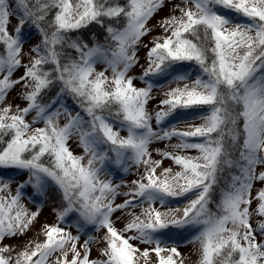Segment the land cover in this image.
<instances>
[{"label":"snow or ice","instance_id":"snow-or-ice-1","mask_svg":"<svg viewBox=\"0 0 264 264\" xmlns=\"http://www.w3.org/2000/svg\"><path fill=\"white\" fill-rule=\"evenodd\" d=\"M181 3L149 47L143 38L164 0H0V169L27 174L15 190L14 177L0 176V264H185L181 242L198 245V264H264V0ZM92 24L105 29L106 44L73 38ZM26 28L40 35L27 54ZM137 66L142 87L131 75ZM17 86L26 106L14 108L5 100ZM166 86L150 111L154 90ZM173 139L155 159L151 146ZM108 164L142 171L115 184ZM53 189L57 220L75 214L78 234L46 224L43 241L4 245L39 216L25 195L35 201ZM84 224L104 230L98 258L95 237L80 244Z\"/></svg>","mask_w":264,"mask_h":264},{"label":"rangeland","instance_id":"rangeland-1","mask_svg":"<svg viewBox=\"0 0 264 264\" xmlns=\"http://www.w3.org/2000/svg\"><path fill=\"white\" fill-rule=\"evenodd\" d=\"M176 5L183 6L181 3V0H164L163 6L158 10L156 14L151 18L149 21V27H154V31L143 38V44H148L149 47H151L150 41L153 39V37L163 35V29L158 26V23L162 21L164 18L169 17L171 15H179L178 11H173V9L176 7ZM221 11H223L221 9ZM231 18L235 20L236 22H247L246 18L234 14H230ZM13 24L16 23L15 20L12 21ZM27 37H28V28L25 29ZM34 46V43L30 37H28L27 43L24 46V51L27 54L28 50ZM146 52L147 49L144 47H140L139 49V64L146 67ZM27 60V56L25 57V62ZM97 70H102L104 68L103 64H97L96 65ZM187 70L191 73L198 74L194 69L193 65H186L185 66ZM24 72L23 68H20L15 74L13 78H17L21 76ZM142 68L140 66H137L134 68L131 72V75L136 77L135 84L138 87L144 86L143 83L140 81L139 77L141 75ZM193 78H195L193 76ZM174 86V85H173ZM167 90V86L165 88H156L153 92V95L157 97V99H154L150 104H149V110H153L156 108V105L158 103V99L162 98V94L164 91ZM22 89L17 86L14 89L10 90L7 94L5 103L12 104L13 107L19 105L20 107L26 106V102L20 98V93ZM73 114H75V111L71 109ZM34 115V113L32 114ZM29 120L32 119V116L30 115L28 117ZM65 122L64 118L61 117V123ZM198 122V121H197ZM36 127L42 126V124H37L35 125ZM153 126L155 127V121H153ZM183 127V125H181ZM126 131H122L121 135H126ZM177 141L173 139L172 141H163V142H158L154 143L150 150L153 151V157L155 159H160L158 155L155 153V149H161V150H166V145L169 143H176ZM70 146L73 149V151L76 154H82V149L78 146V141L74 137L72 141H70ZM191 155H196L197 153L191 152ZM163 167H172L174 170L176 169V166L173 164V162L169 159H165L163 161ZM142 169H137L135 166L129 167V170L127 172L123 171L122 168H118L112 164H108L106 167V172L108 173V178L112 179L113 183L115 184H123L127 185L129 184L132 180L138 179L140 172ZM159 171V170H158ZM0 176H12L15 178L14 182L12 183V188L15 190L17 184L24 180L27 176L26 173H21L19 171L13 172H5V173H0ZM259 187V185H257ZM128 189L126 187H121L120 191L125 192ZM28 194H31V189L28 190ZM126 199L124 196H120L117 198L115 203H122L123 200ZM22 202L26 205V207L29 209V211H37L39 210V216L37 220L33 223V225L30 227V229L23 235L15 238H5L2 243L4 245H10L17 251H19L25 244H27L29 241L32 240H37L39 239V236L43 233L42 229L44 225H52L56 223H60L62 227H64L66 230H69L73 233V235L78 234L77 233V228H76V222L78 220V217L75 214H70L69 217L66 218L64 222H59L57 220V211L59 210L61 206L60 202V194L58 191L55 189L51 190L46 197L36 199L35 201L30 200L28 198V195H25L24 199ZM186 201L181 200L180 206H183V204ZM145 207L147 205H144ZM169 207H176L177 204L176 202H172L168 205ZM157 207L159 205L157 204ZM163 210V209H162ZM136 213L139 214V207L135 209ZM122 213L117 212L113 216V220L115 222V226L120 229L123 228L124 224L126 223V220L122 218ZM119 218V219H118ZM81 240L80 244L83 243L84 239H87L88 236H93L96 238L98 243L90 245L92 251H91V256L94 258H98L100 255V248L103 247L102 243V238L104 236V230L103 229H97L96 226L93 225H87L84 224L83 227L81 228ZM132 234V233H130ZM184 239H190V236L188 233L183 234ZM177 239H180L177 237ZM141 248L146 247V245H140ZM197 244H192V243H185L181 242L180 243V252L182 254V257L184 258L185 264H198V259L199 255L197 253ZM52 260L55 259V256L51 258ZM51 264V261H50Z\"/></svg>","mask_w":264,"mask_h":264},{"label":"trees","instance_id":"trees-1","mask_svg":"<svg viewBox=\"0 0 264 264\" xmlns=\"http://www.w3.org/2000/svg\"><path fill=\"white\" fill-rule=\"evenodd\" d=\"M72 35H73V38L80 39V40L88 43L89 46H92V45H94L96 43H100V44H106L107 43V41L105 39V37H106L105 29L100 27L97 24H92V25H90V26H88L86 28H83V29L79 30L78 32L73 33ZM28 37H30L32 39L34 45L40 42V35H39L38 32H36L35 29L28 28ZM72 55L75 56L77 54L75 52H73ZM66 103L75 112L79 110L73 105V102L71 100H67ZM109 155H111V153ZM9 171L16 172L18 170H15V169H0V173H5V172H9ZM44 239H45V237H44V235L42 233L41 236H39V239H37L36 241H43Z\"/></svg>","mask_w":264,"mask_h":264}]
</instances>
